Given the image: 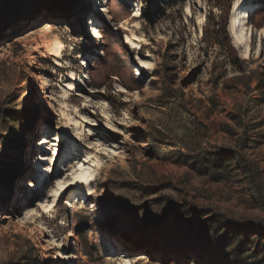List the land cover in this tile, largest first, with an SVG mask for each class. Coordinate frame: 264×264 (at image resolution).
<instances>
[{"label": "rangeland", "instance_id": "rangeland-1", "mask_svg": "<svg viewBox=\"0 0 264 264\" xmlns=\"http://www.w3.org/2000/svg\"><path fill=\"white\" fill-rule=\"evenodd\" d=\"M0 264H264V0H0Z\"/></svg>", "mask_w": 264, "mask_h": 264}, {"label": "bare ground", "instance_id": "bare-ground-1", "mask_svg": "<svg viewBox=\"0 0 264 264\" xmlns=\"http://www.w3.org/2000/svg\"><path fill=\"white\" fill-rule=\"evenodd\" d=\"M247 2L243 5L244 7L247 6ZM240 2H234L233 6H232V16H231V24H230V28L232 31V34L234 35L235 38V43L237 45H246V37H247V33H245V29H244V21H245V17H246V13L245 10L241 8L240 6ZM243 7V8H244ZM97 31V30H96ZM98 35L100 34L98 31L96 32ZM124 43H126L127 45H130L131 47L137 49L140 47L139 43L137 42L135 35L132 34V36H128V35H124ZM46 46L49 48L48 50L51 51V55L55 58H59L60 54H59V49L61 47L59 40L57 39L56 36H53L51 39H49V41L46 43ZM139 56V53H138ZM139 66L141 67V69L145 70V69H149L150 70V66L146 63V62H140ZM138 71V69H136ZM136 74H138V72H136ZM152 75V73H151ZM45 104L46 100L45 98L42 99L41 104ZM51 141L53 142L54 139H51ZM43 143H48L45 139H43L42 141ZM56 151V150H55ZM55 156H56V152H55ZM94 170H91L90 167L86 168L84 166V163L81 164L78 168V170H76L75 173H73L72 175V182H68V181H63V182H57L56 187L51 191V195H50V201L47 205H44L43 208H50L53 206V204L56 202V199L58 198V196L60 195V193L65 192L64 188L67 186H70L71 184H73L74 186L77 187V189H80L83 192V196L85 197H90L93 195L94 191L92 190V184L93 182H95L96 177L94 176ZM37 180V179H36ZM39 182H26L21 189L26 190V189H33L36 188L38 186ZM53 193H55V195H53ZM96 211V210H95ZM121 257L127 258V256H125L124 254L121 255ZM142 259H145L144 254H134L133 256V263H135L136 261H140Z\"/></svg>", "mask_w": 264, "mask_h": 264}, {"label": "trees", "instance_id": "trees-1", "mask_svg": "<svg viewBox=\"0 0 264 264\" xmlns=\"http://www.w3.org/2000/svg\"><path fill=\"white\" fill-rule=\"evenodd\" d=\"M228 9H229V7H228ZM219 31L221 33H225L226 34V31H225L224 27H221V28L219 27ZM226 49L228 50V52H230V54H234V50L232 49V47L230 46V44H228V43L226 44ZM236 156L237 155L234 154V156H232V157L235 158ZM62 201H63V197L61 198V201L60 202H62Z\"/></svg>", "mask_w": 264, "mask_h": 264}, {"label": "snow or ice", "instance_id": "snow-or-ice-1", "mask_svg": "<svg viewBox=\"0 0 264 264\" xmlns=\"http://www.w3.org/2000/svg\"><path fill=\"white\" fill-rule=\"evenodd\" d=\"M53 195H55V193H53Z\"/></svg>", "mask_w": 264, "mask_h": 264}]
</instances>
